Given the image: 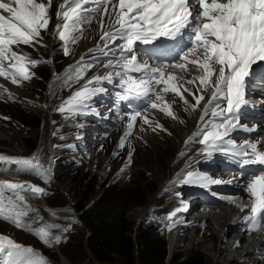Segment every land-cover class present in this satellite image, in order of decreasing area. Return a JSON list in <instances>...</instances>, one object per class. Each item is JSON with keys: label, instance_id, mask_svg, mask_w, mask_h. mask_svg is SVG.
<instances>
[{"label": "snow or ice", "instance_id": "obj_1", "mask_svg": "<svg viewBox=\"0 0 264 264\" xmlns=\"http://www.w3.org/2000/svg\"><path fill=\"white\" fill-rule=\"evenodd\" d=\"M51 4L52 0L47 3L44 0L0 2V12L4 13L0 14V77L18 86L33 78L31 67L38 66L41 61L14 49L40 43L41 31L47 30L50 23ZM101 7L100 41L85 54L90 59L82 55L75 65L69 66L62 87H71L72 83L84 79L87 71L100 62V57L92 55L95 52L106 58V74L97 72L86 79L55 111L64 114L66 119L100 115L94 100L108 94L106 84L112 85L117 89L114 105L126 103L132 108L133 102H140L145 106L123 114L127 116V122L118 147L124 148L125 141L136 128L144 131V125H148L154 132L158 128L165 130L149 118L146 107L178 119L172 110L173 102L165 100V94H175L186 105L185 111L200 112L196 130L185 140V148L198 143L202 146L199 155L212 159L219 154L241 170L239 175L247 179L243 191L251 201L248 214L241 219L247 232L264 228V137L242 138L238 142L233 135L238 131H256L242 120L245 109L254 107L246 99L253 81L264 83V0H63L56 14L62 23L56 25L55 34L63 42L65 56L72 54L71 45L79 42L84 26L92 23ZM141 55L149 56V60L154 55H170L174 62L157 67L149 60L141 61ZM190 66L200 74L191 79L177 75V70L188 72ZM169 68L174 71H167ZM160 85L164 87L157 93L156 88ZM186 85H193L195 91ZM185 92L194 103L186 99ZM4 95L13 99L6 89L0 91V96ZM138 120L142 123L138 124ZM184 155L182 149L178 156ZM131 156L130 151L128 164ZM49 171L37 153L28 157L0 154V172L35 175L49 183ZM234 180L235 177L225 181L194 172L189 165L170 183L208 187L232 184ZM44 195H47L45 188L30 181L0 179V219L29 232L51 248L64 242L63 233L70 229H62L59 224L41 223L43 217L27 200ZM220 198L233 204L242 199L239 196ZM236 207L243 213L248 206L237 204ZM187 210L182 205L168 215L169 231L177 223H183L174 221L173 217ZM240 245L237 241L234 247ZM0 264L51 262L33 246L22 245L0 234Z\"/></svg>", "mask_w": 264, "mask_h": 264}, {"label": "rangeland", "instance_id": "obj_2", "mask_svg": "<svg viewBox=\"0 0 264 264\" xmlns=\"http://www.w3.org/2000/svg\"><path fill=\"white\" fill-rule=\"evenodd\" d=\"M44 2L47 3V0H44ZM62 2L63 0H52L49 9L51 27L49 23L48 29L42 34L44 36V47H38L35 50L27 47L16 48L18 52L27 54L30 57L40 58L43 64L36 68L30 81L16 89V93L25 101L18 104L0 102V114L8 119L4 124L0 122V154L20 157L37 153L44 166L51 165L54 167V178L49 184H45L38 177L33 180L34 184L45 188L47 192V195L42 196L43 203H36L38 200L34 202L33 198H31V201L37 205V209L45 217L50 215L45 207L60 210L64 214H58L56 211L57 214L54 218L56 222L64 221V224H55L61 225L62 229L65 226L70 230L63 233L66 239L57 245V249L45 246L35 236L28 235L26 231L18 229L4 220L0 221V233L25 246H33L47 257L51 264H62L61 258H64L69 264H99L93 259L85 246L87 235L85 221H82L80 213L73 206L76 203V192L79 190L80 182L82 184L80 190L91 188V199L88 205L100 201L99 196L102 195L101 187L105 189L112 187L110 189H113L116 193L115 195L119 196L120 199L125 196L130 202H138L127 206V217L132 224L133 233L136 234L139 229L142 230V227H145L146 218H157L159 220L161 217V212L150 210L152 207L161 206L166 202V198L171 197L170 195L175 196V193H178L177 187L169 183L166 186L167 194L165 198L158 200L160 188L170 175L191 164L195 159L193 158L196 153L194 146L190 148L186 159L178 158V145L181 143L178 137L179 130L184 125L190 124L195 117L187 119L182 116L181 112H187L190 109L185 111L186 105L179 100L178 115L183 123L176 122L178 119L174 120L170 117V121H168L173 124V127L168 129L172 131L170 133L166 129L165 132H160L159 137L154 138L152 135L156 137L155 132L149 128L153 132L152 135L141 133L146 138L144 140L142 137L144 142L138 141L137 136L134 139L135 141L130 142L131 147L128 145L124 148H119L118 144L116 145L117 137H112L101 150L97 151V155L93 159L77 168L67 166L61 161H55L57 159L55 156L56 152L53 150V144L57 141L53 134L55 124L57 122L60 123V130L65 132V139L75 137L71 133L73 125L70 122L63 124V114L55 111L57 106H59L58 102L70 88L62 87L65 73L70 66L69 64L74 60L80 59L82 53L93 46L100 35L95 30L97 26L96 22H94L86 31L88 34L82 36L75 45H71L72 54L65 56L62 50L63 42L59 41L52 32L54 22L58 23L60 21L57 19L56 14ZM95 68L97 69V67ZM190 74L188 77L190 79L195 76L193 73ZM186 86L193 88V85ZM26 101H30L31 105ZM190 102L194 103L192 99ZM170 125L164 126L169 128ZM147 136L153 139L147 138ZM130 151L132 153L131 163L128 164ZM114 152L117 155L114 156ZM189 157L192 160H189ZM124 164L129 166L124 172H120L119 170ZM92 183L97 185L94 186L93 184V187H91ZM99 185L102 186L99 187ZM77 186L78 189H76ZM56 198H58L57 201L55 200ZM27 201H30V199ZM60 201L66 202L65 207L58 206ZM50 216L53 215L51 214ZM75 217L80 220H77L76 224L71 223L72 218ZM47 221L45 219L42 223ZM6 227L7 229H4ZM53 231L57 232L59 230ZM155 231L166 240L168 249L166 263L175 255L185 258L187 255L197 252L203 258L205 264H216L219 260L221 262L233 260L236 256V251L246 250L248 246V242H244L242 243V249L236 248L228 251L227 241L231 238V235L234 234L235 236L237 233L233 232V230L230 231L228 238L221 243L218 230L208 224H201V226L194 227L193 230L186 231L187 237L184 238L185 241L183 240L179 245L177 244V247L170 252L168 248V227L164 226L162 229L158 228ZM177 242L179 241L177 240ZM212 246L213 250H211ZM223 248H225V252L221 256L218 250H223ZM249 263L252 264V260H249ZM132 264H138L137 259Z\"/></svg>", "mask_w": 264, "mask_h": 264}, {"label": "trees", "instance_id": "obj_3", "mask_svg": "<svg viewBox=\"0 0 264 264\" xmlns=\"http://www.w3.org/2000/svg\"><path fill=\"white\" fill-rule=\"evenodd\" d=\"M93 184L97 185L92 183L91 187ZM80 186L82 187L81 182L73 206L80 213L82 221H85V246L97 263L132 264L137 259L138 264H205L197 252L185 258L175 255L166 263L168 250L164 237L147 228L133 233L132 224L127 217V206L138 202H130L125 196L120 199L110 189L112 187H101L100 201L87 206L91 199V188L80 190ZM65 205V201L58 202L60 207Z\"/></svg>", "mask_w": 264, "mask_h": 264}, {"label": "bare ground", "instance_id": "obj_4", "mask_svg": "<svg viewBox=\"0 0 264 264\" xmlns=\"http://www.w3.org/2000/svg\"><path fill=\"white\" fill-rule=\"evenodd\" d=\"M101 13H103V12H101ZM101 13L95 19L96 26H97V28L95 30L97 31L98 34H100V36L102 35V31H101L100 25H99ZM84 40H85V38H84ZM168 71H174V70L169 69ZM177 75L183 76L186 79H190L185 74H182L181 72H177ZM190 75H192V74H190ZM193 77H195V76H193ZM192 89H193V91H195L194 87ZM184 96L186 97V99L189 100V102L192 99V97L189 96L186 92L184 93ZM165 100L168 102H173L172 103V110L175 113L176 117H178V120L176 122H180L181 120L179 119L180 117L178 115L179 101L175 97H173L171 95H167V94H165ZM181 113H182V116H185L187 119L195 117V119H193V121L190 124H188L187 126L184 125V127L182 129H180L179 133H178V137L181 140V143L178 145L179 153L181 152L182 149H184V151H185V155L183 157L178 156V158L186 159L188 156V153L190 151V148H192L195 145V143L190 145L188 148H185V140L196 130L197 121L199 120L200 112H199V110L193 112L190 109L187 112L183 111ZM137 123L140 124L142 122L138 120ZM167 124H168V126L171 124L169 128H168V126L167 127L164 126ZM162 126L165 128L171 129L173 127V124L170 123L168 120L164 119L162 121ZM144 128H145L144 131H141L139 128H136L134 130L132 136L126 142V144L129 145V142L135 141L134 139H136L137 136H138L137 137L138 141L144 142V140L146 138L144 136H142L141 133L151 134V131L148 127H146L144 125ZM152 136L154 138H156L154 135H152ZM142 137L144 140L142 139ZM148 137H150V136H147V138ZM150 138H152V137H150ZM196 153H197V149H196ZM196 153H195V156L193 157V158H195L194 161H197L200 159L198 157V154H196ZM179 170H177V171H179ZM177 171L172 173L170 175V177L168 178V180L161 186L160 192H159L160 196L158 197V200L165 198V195L167 194V192L165 191V188L170 183V181H172L173 178L176 177ZM11 178H14V176L0 174V179H11ZM237 184L239 185V183H237ZM246 197H247V195H246ZM38 199L39 200L37 202L35 201L36 203H40V202L43 203L42 197H40ZM27 203L29 205H31L32 208L37 210V212L39 213V216L43 217V221L45 219H47V220L49 219L51 222H55L54 216H50V215H46V214H45L46 217L42 216V212L39 209H37V205L33 201L30 200V201H27ZM45 209H46V207H45ZM174 209H176V204L173 202V200H171L169 202H165L161 206H156L155 208L152 207L150 210L153 212L157 211V212H161V213L169 212L168 213V215H169ZM235 212H236L235 208H233L231 206H224L221 208H216L213 211L207 213L206 216L203 217V219L200 221L189 220L187 222V224L191 225L192 227H194L198 224H208L209 226H211L215 230H218V232L220 234V238H221L220 242L223 243L228 238L229 232L232 231L233 229H236V227H237V224H235L236 218L234 217ZM32 215H35V213H33ZM237 228H238V231H237L238 234L234 238L233 242L229 243V246L227 247L228 251H232L233 249L237 248V247H234V245L236 244L237 241L241 242V245H240V247H238V249H242V243L246 242L247 236L245 235V232L240 231L239 227H237ZM4 229H7V227ZM186 231H187L186 228H182V227L179 228L177 226H175L171 231H169V233H168V248H169L170 252L177 247V244L179 245L180 242H182L184 240V238L187 237ZM177 240L179 242H177ZM262 245H264V234H262L260 236L253 237V240H251L248 243L246 250H243V251L241 250V252L236 251V256L234 257L233 260H229V261L225 260L223 262H221L219 260L216 264H219L220 262H221V264H251V263H249V260H252V264H264V259L258 258V257H264V248L261 247ZM52 248L57 249V245H54ZM213 249L214 248L212 246L211 250H213ZM224 252H225V248H223V250H221V249L218 250V253H220L221 256ZM61 259H62V264H69L64 258H61Z\"/></svg>", "mask_w": 264, "mask_h": 264}]
</instances>
